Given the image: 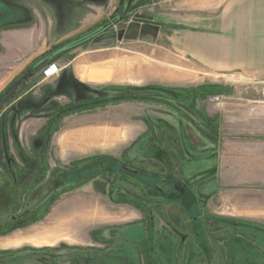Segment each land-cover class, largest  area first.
<instances>
[{
    "label": "rangeland",
    "instance_id": "obj_1",
    "mask_svg": "<svg viewBox=\"0 0 264 264\" xmlns=\"http://www.w3.org/2000/svg\"><path fill=\"white\" fill-rule=\"evenodd\" d=\"M157 1L134 0L127 18L89 45L93 50L105 44L113 53L131 56L127 66L117 70L125 76L134 70L132 57L147 54L138 82L132 77L113 84V89L85 88L83 99L98 98L99 104L58 121L48 145L46 133L54 120L31 121L34 125L21 129L19 138L7 133L6 120L0 118V264H49V258L55 259L52 264H86L80 256L106 259L109 248L97 234L107 232L112 237L116 233L119 255L129 258L119 229L139 228L133 218L124 221L130 213L143 216L151 239L157 231L167 234L147 241L144 256L156 264L209 258L220 264L219 257L234 264H264V224L235 217L241 206L231 203L237 196L264 198V184L242 183V171L232 163L237 158L235 143L253 139L251 101H264V83L253 84L237 73L199 75L186 66L173 67L163 58L170 54L165 32L157 39L149 30L148 43L127 40L125 29L133 24L134 10ZM57 3L48 0L51 7ZM123 4L116 0L104 23ZM7 106L0 105V113ZM77 121L114 127L116 135L109 145L79 153L67 147L64 135ZM220 159L228 161V170L220 167ZM177 184L183 192L175 189ZM68 222L70 228H64ZM170 230L175 234L170 236ZM45 231H60L62 237L52 244L30 242ZM181 236L190 237L191 243ZM138 247L146 248L144 242Z\"/></svg>",
    "mask_w": 264,
    "mask_h": 264
},
{
    "label": "crops",
    "instance_id": "obj_2",
    "mask_svg": "<svg viewBox=\"0 0 264 264\" xmlns=\"http://www.w3.org/2000/svg\"><path fill=\"white\" fill-rule=\"evenodd\" d=\"M45 2L0 0V93L9 86L19 91L29 85L0 113V118L6 120L7 133H16L19 138L23 129L34 125L31 121L42 118L61 121L66 116L79 115L81 110L98 105V98L83 99L85 88L105 85L107 89H113L116 87L113 84L132 77L138 82L137 79L142 77L141 69L144 68L142 58L148 57L142 53L132 57L135 58L134 70L125 76L117 70L126 67V58L131 56L113 53L105 44L90 50L89 43L56 59L62 69L58 77L42 80L45 67L31 76H25L32 64L42 56L52 54L102 26L116 6V0H58L52 7L48 0ZM132 16L133 24L127 25L125 29L127 40L148 43L151 35L149 30L155 31L152 37L157 39L165 32L163 37L170 41V54L166 53L163 58L170 60L173 67L186 66L199 75L225 76L237 73L250 77L253 84L264 83V0H159L136 8ZM130 84L138 85L133 82ZM251 102L255 105L251 113L253 129L250 135L253 139H241L235 143L237 158L232 163L236 171H242V183L264 184V101L253 99ZM24 123L27 124L23 126ZM76 124L74 130L64 135L67 147L71 146L79 153L98 149L101 143L108 144L116 135L115 128L108 125L83 126L79 121ZM223 159L219 160V165L226 171L229 168L228 161ZM234 200L231 203L234 202L236 207L241 206L237 208L235 217L247 223L264 224V198L237 196ZM190 206L192 204L187 203V207ZM124 217V221L135 219L139 227L119 229L123 245L128 244L129 258L119 255L115 244L116 233L112 237L107 232V235L97 234L109 248L106 259L92 257L83 259V263L131 264L129 260L137 258L134 259L135 264H156V260L144 256L148 252L147 241L153 243L155 237L160 240L167 234L163 232L160 236L157 231L154 239H151L147 236L143 216L139 218L130 213ZM51 232L48 235L46 231L39 233L30 242L52 244L61 234ZM168 232L169 235L175 234V231ZM183 232L189 234L187 229ZM82 235L83 232L79 237ZM181 237L191 243L190 237ZM143 242L146 247L144 250L138 247ZM132 248L133 257L130 252ZM218 259L221 260L220 264H234L226 258ZM197 261L189 260L184 264H212L214 258ZM235 264L244 263L239 261Z\"/></svg>",
    "mask_w": 264,
    "mask_h": 264
},
{
    "label": "water",
    "instance_id": "obj_3",
    "mask_svg": "<svg viewBox=\"0 0 264 264\" xmlns=\"http://www.w3.org/2000/svg\"><path fill=\"white\" fill-rule=\"evenodd\" d=\"M133 0H125V6H124V13H126L131 4H132ZM122 20V16L119 15L116 18H114L112 21H109L107 24L100 26L98 29H96L95 31L91 32L90 34L81 37L73 42L68 43L67 45L57 49L55 52H53L52 54H50L49 56H46L45 58H43L42 60H40L38 63H36L35 65H33L32 67H30L27 72L25 73V76H31L33 74L36 73V71H40L42 68H46L50 63H48L49 61H53L56 60L58 58V56L63 55L65 53H67L68 51H71L73 49L76 48H80L82 46L87 45L89 42H91L94 39L99 38L100 36L104 35L105 33H107L109 30H111L114 26H116L117 24H119ZM44 68V69H45ZM16 85V84H15ZM123 169L130 171V172H135L134 169L127 167L125 165H123ZM175 189L177 191L183 192L184 188L181 185H176Z\"/></svg>",
    "mask_w": 264,
    "mask_h": 264
},
{
    "label": "trees",
    "instance_id": "obj_4",
    "mask_svg": "<svg viewBox=\"0 0 264 264\" xmlns=\"http://www.w3.org/2000/svg\"><path fill=\"white\" fill-rule=\"evenodd\" d=\"M133 2H134V0H133ZM133 2H132V4H133ZM132 4H131V6H130V8H129V10L126 12V13H124V6H125V0H124V4H123V6L121 7V9L119 10V11H116L115 12V15H114V17H113V19L114 18H116L117 16H119V15H121L122 16V20L121 21H124L126 18H127V15L130 13V11H132V9H133V7H132ZM112 19V20H113ZM111 20V21H112ZM108 22H106V23H104L103 25H105V24H107ZM90 43V42H89ZM88 43V44H89ZM50 54H48V55H44V56H42L41 58H39L38 60H36L33 64H32V66L33 65H35L36 63H38L40 60H42L43 58H45L46 56H49ZM52 62H56V60H51V61H49L48 63H52ZM37 79H39V78H37ZM31 85V84H30ZM29 86V85H28ZM28 86L27 87H25V88H23V89H21V90H19V91H17V89L16 88H13L12 86L10 87H7L3 92H1L0 93V101L4 98L5 100H4V102H7V105H9L13 100H15L23 91H25L27 88H28ZM13 91V92H12ZM16 91V92H15ZM11 92V93H10ZM10 93V94H9ZM9 95V96H8ZM3 102V103H4ZM57 123H58V120H54V123L52 124V126H51V129H49V131H48V134H47V136H48V143H47V145L49 144V141L51 140V137H52V135L54 134V132L56 131L55 130V126L57 125Z\"/></svg>",
    "mask_w": 264,
    "mask_h": 264
},
{
    "label": "built area",
    "instance_id": "obj_5",
    "mask_svg": "<svg viewBox=\"0 0 264 264\" xmlns=\"http://www.w3.org/2000/svg\"><path fill=\"white\" fill-rule=\"evenodd\" d=\"M62 69L57 62L50 63L42 73V80H50L56 78L60 75ZM263 95H264V88H263Z\"/></svg>",
    "mask_w": 264,
    "mask_h": 264
},
{
    "label": "flooded vegetation",
    "instance_id": "obj_6",
    "mask_svg": "<svg viewBox=\"0 0 264 264\" xmlns=\"http://www.w3.org/2000/svg\"><path fill=\"white\" fill-rule=\"evenodd\" d=\"M114 88H115V87H114ZM12 92H13V91H12ZM10 93H11V92H10ZM10 93H9V94H10ZM8 96H9V95H8ZM4 100H5V99L3 98V99L0 101V105L3 104ZM120 168H121L122 170H124L125 172L130 173V174H138V172H137L136 170H135V172H130V171H127V170L123 169V165H120ZM162 182H163V183H167V182L170 183L167 179H163ZM155 188H156V187H155ZM156 189L159 190L158 188H156ZM105 247H106V246H105ZM106 254H107V253H106ZM105 256H106V255H105ZM80 257H81V259H84L83 256H80ZM49 260L51 261V260H55V259L49 258ZM50 261H49V264L51 263ZM51 264H52V263H51ZM75 264H77V263H75Z\"/></svg>",
    "mask_w": 264,
    "mask_h": 264
},
{
    "label": "bare ground",
    "instance_id": "obj_7",
    "mask_svg": "<svg viewBox=\"0 0 264 264\" xmlns=\"http://www.w3.org/2000/svg\"><path fill=\"white\" fill-rule=\"evenodd\" d=\"M112 69H114V68H112ZM161 69V68H160ZM107 71V70H106ZM150 71V70H149ZM151 72H154V71H151ZM159 73V72H158ZM110 74V73H109ZM160 74V73H159ZM147 75H149V74H147ZM154 75V74H153ZM144 76V75H143ZM158 78V77H157ZM70 222H68V224H66L65 226H64V228H70ZM66 230V229H65ZM47 232V235L49 234V231H46ZM67 232V231H66ZM65 232V233H66ZM52 233V232H51ZM50 233V234H51ZM56 233H57V231H56ZM58 233H60V231H58ZM58 236V235H57ZM60 236V235H59ZM51 237V236H50ZM62 237V236H61ZM48 238V237H47ZM58 238V237H57ZM51 240V239H50ZM40 243V242H39ZM44 243V242H43Z\"/></svg>",
    "mask_w": 264,
    "mask_h": 264
}]
</instances>
